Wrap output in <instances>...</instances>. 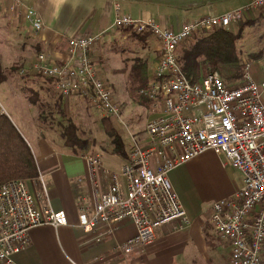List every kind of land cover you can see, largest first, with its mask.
Instances as JSON below:
<instances>
[{"label": "built area", "instance_id": "1", "mask_svg": "<svg viewBox=\"0 0 264 264\" xmlns=\"http://www.w3.org/2000/svg\"><path fill=\"white\" fill-rule=\"evenodd\" d=\"M114 9L113 27L136 33L148 30L158 43L159 59L152 77L146 88L136 92L151 101L149 112L157 116L146 122L144 144L129 148L119 170L104 166L99 154H78L91 182L90 193L75 197L79 227L89 234L103 226L111 232V225L129 220L135 233L115 248L125 256L154 243L164 226L172 232L186 229L191 221L168 174L213 150L238 173L241 186L231 197L212 203L209 222L218 237L229 243V264H260L264 254V80L256 82L246 64L241 81L234 86L216 72L190 82L176 62L175 49L195 33L228 28L248 13L264 9V0H246L241 8L186 21L177 30L122 15L116 5ZM24 20L35 33L43 28L33 8L24 9ZM101 37L100 33L65 37L67 53L74 58L72 66L48 64L39 54L32 67L54 82L61 97L83 98L98 112L116 115L119 109L112 91L88 55ZM101 178L107 183L103 190ZM41 225H67L66 214L50 206L36 209L25 180L1 183L0 263L12 264V256L28 246V231Z\"/></svg>", "mask_w": 264, "mask_h": 264}, {"label": "crops", "instance_id": "2", "mask_svg": "<svg viewBox=\"0 0 264 264\" xmlns=\"http://www.w3.org/2000/svg\"><path fill=\"white\" fill-rule=\"evenodd\" d=\"M229 1L234 3L238 0H0L2 66L4 70H7L9 68L5 64L7 59L18 61V68L25 75L23 83L26 85L16 82L14 91L21 93L25 90L20 86L28 85L26 91H37L44 100L41 102H48L47 92L56 90L52 82L46 78H44V84L33 81L34 77H39L32 67L37 56L43 54L48 64L72 66L74 58L67 53L65 37L100 33L101 40L88 55L105 81L101 74L103 67L104 71L106 70L104 44L113 42L118 34L122 39H131L129 34L132 33L125 28L113 27L115 5L118 6L119 13L122 15H128L136 20L152 21L162 28L177 30L186 21L218 15L217 10L221 4ZM17 4L20 8L13 9L12 7ZM28 7L37 12L43 23V28L39 32H33L24 20V9ZM10 35H12L11 38L9 37L12 45L8 43L9 47H5L4 43H1L2 39ZM150 38L149 36L145 42ZM153 42L156 50L155 60L149 66L150 72H147L148 82L159 57L158 43L154 39ZM130 51L132 57L126 58L120 67L115 68L116 73L126 75L132 65L130 60L139 58L135 56L134 51ZM56 97H58L57 94L51 101V105ZM21 98L25 99L24 96ZM70 98L61 97L59 102L62 106H68L67 102ZM72 98L84 100L78 97ZM25 101L30 107L27 110L28 115L7 102V110H0V114H5L11 120L30 146L28 137L21 130V125L27 128L28 119L38 115L37 107L40 101L37 100L35 103L28 99ZM159 107H161L160 104ZM148 116L147 121L156 117L157 114L149 112ZM34 131H32L34 134L32 132L31 134L36 141L37 156L29 148L38 174L35 178L25 181L27 189L34 199L36 209L50 206L55 211L63 210L67 217V225L56 228L41 225L31 228L28 231L27 248L12 256V264H229V243L218 237L212 229L209 215L212 203L231 197L238 186L231 183L230 177H226L227 182L223 183L222 192L213 197L214 200L205 197L207 183L204 176L214 174L212 164L216 165L220 171L230 166L218 154L207 150L168 174L173 191L191 221L189 227L172 232L168 226H164L162 235L154 243L138 248L131 255L125 256L117 253L115 248L134 235L132 223L124 219L111 225V232L103 226L96 230L95 234L84 233L78 225L75 197L77 194L90 193L91 182L87 167L78 158V154L75 155L69 149L55 144L53 148L51 139L48 142L40 131ZM112 157L108 156L110 160L102 158L103 165L112 170H119L126 158L119 159L120 163L116 165L114 161H111ZM230 168L232 169L231 166ZM232 170L239 177V186H241L240 176L234 169ZM78 179L81 183L77 182ZM100 183V189H105L106 180L101 178ZM96 238H99V241H95ZM260 264H264V254Z\"/></svg>", "mask_w": 264, "mask_h": 264}, {"label": "rangeland", "instance_id": "3", "mask_svg": "<svg viewBox=\"0 0 264 264\" xmlns=\"http://www.w3.org/2000/svg\"><path fill=\"white\" fill-rule=\"evenodd\" d=\"M245 4L246 0H238L234 3H232V1H229L228 3L221 4L219 9L217 10L218 15L241 8ZM243 19L248 21V25H246V27L243 29L240 39L237 40L236 48L241 57V60L248 62V64L250 65L251 76L256 81H261L264 80V9L250 12L247 14V16H244ZM233 26L230 27V29L236 31V26ZM133 36L134 35L131 36V38L133 39H122L121 35L118 34L115 36L113 42L104 44L105 51H103V53L104 58L106 59V70L104 71L103 67V71L101 70V74H103L105 80L104 82L110 87L113 93V100L118 105V113L116 115H104L98 112L86 99L81 101L80 99L75 100L71 97L70 99H68V106H62V104H60L59 102L63 115L58 116L57 113L54 112V117L52 120L49 116H46V114L51 111L50 105L54 97V92L50 91L48 93V102H44L43 108L40 109V111L44 110V116L38 114L39 116L37 115L35 118H29V125L27 128L20 123V125L22 126L21 130L23 131V134L28 137V140L30 142L29 147L36 154V156L37 147L36 141L32 138V131H40L42 133V136H44V138L48 142L51 139L50 142L53 143V145L55 144L69 149V147L64 144L61 139H59L57 131H62L68 123H73L78 129L79 137L86 139L87 141V146L84 150H82V152L99 154L101 155L103 160H110L108 156H113L111 158V161H114L116 165H118L122 158L119 155L117 156L114 154H110V139L104 133L101 124L102 118L109 119L110 124L115 129V132L122 139L124 149L126 151H128L129 148L133 145L144 144V126L149 117V110L148 108H144V106L139 103V99L136 93L128 92L126 90L124 82L126 75L115 72V68L120 67L121 64L124 63L123 61L126 58L132 57V52L130 50L135 52L136 57H139L137 59L147 61L148 67L154 63V55L156 50L154 48L153 39L150 38L145 42V40L149 36H147L144 41H140L138 38H135ZM9 37L11 38L12 35L2 39L1 43H4L3 45L5 47H9L8 43L12 45L10 43L11 39ZM188 39L191 40L193 38L190 37ZM260 51H263V53L254 56ZM130 61V63L133 62L132 60ZM5 64L6 67H9L7 68V71H10V73L8 75L7 81L0 86V105L2 109L6 111L7 103H12L15 108L20 109L22 112H25V114L28 115L27 110H29L30 107L28 105V102L25 101L26 97L29 100V98L34 95V97H38L39 101H42V97H40V93H38L37 91H26L28 89V85L20 86L21 88H23V90H25L21 93H17L16 91H14L13 87L16 82L23 83V81L25 80V75L22 70H19L18 61L7 59ZM148 67L147 72H150L151 69L150 67ZM36 74L40 78L34 77L33 81L39 84H44V78H42L38 72H36ZM226 84L229 86H234L238 83ZM56 93L57 95H59L57 91ZM20 96H24L25 99H22ZM37 110H39V107H37ZM57 123L61 124L60 129L57 127ZM34 132L32 133L34 134ZM35 134H37V132H35ZM55 145L53 146V148L55 147ZM212 166L214 174L212 173V175L204 176V180L207 183V191H204L205 197H208L209 200H214L212 198L216 197L218 193L222 192L221 190L224 188L223 183H225V181L227 182L226 177H230L231 183L233 185L238 186V188L240 187V179L232 170L233 168L231 169L230 166H228L227 169L220 171L216 165L212 164Z\"/></svg>", "mask_w": 264, "mask_h": 264}, {"label": "trees", "instance_id": "4", "mask_svg": "<svg viewBox=\"0 0 264 264\" xmlns=\"http://www.w3.org/2000/svg\"><path fill=\"white\" fill-rule=\"evenodd\" d=\"M233 25V27L236 26V31L230 29L232 26H229L228 28L198 32L191 36L193 39H186L176 47V62L181 72L190 82L197 81L213 72L218 73L225 83H238L241 81L244 68L248 62L241 60L236 48V42L240 39L243 29L248 25V21L243 19ZM132 35L140 41H144L147 36H150L148 30L139 33L132 32L129 34L130 38ZM262 53L263 51H260L254 56ZM132 61L131 68H129L125 77V83L128 92L136 93L138 90L146 88L149 83L147 81L148 62L137 58ZM9 73L2 67L0 56V85L7 81ZM43 81L45 82L44 79ZM51 82L54 85V82ZM55 93L56 91L54 92V97L57 94ZM57 96L56 100L50 105L51 111L46 114L52 120L54 112L58 116L63 115L59 104L61 96ZM54 97L53 99H55ZM26 99L28 98L26 97ZM138 99L144 108L150 107V100L145 97H138ZM29 100L35 103L38 97L33 95ZM38 107V114L44 116V110L40 111L43 108L41 101ZM101 124L105 135L110 139V154L126 158L127 151L124 149L123 141L115 132L109 119L102 118ZM57 127L60 129L61 124L57 123ZM57 132L59 139L75 155L86 148V139L79 137L78 129L73 123H68L62 131ZM37 174L35 160L27 142L11 120L5 114H0V184L10 179L29 180L35 178Z\"/></svg>", "mask_w": 264, "mask_h": 264}]
</instances>
